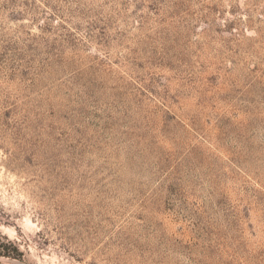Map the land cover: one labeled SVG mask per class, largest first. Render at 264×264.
Listing matches in <instances>:
<instances>
[{"label":"rangeland","instance_id":"1","mask_svg":"<svg viewBox=\"0 0 264 264\" xmlns=\"http://www.w3.org/2000/svg\"><path fill=\"white\" fill-rule=\"evenodd\" d=\"M0 264H264V0H0Z\"/></svg>","mask_w":264,"mask_h":264}]
</instances>
